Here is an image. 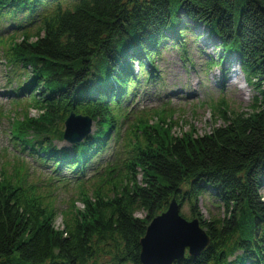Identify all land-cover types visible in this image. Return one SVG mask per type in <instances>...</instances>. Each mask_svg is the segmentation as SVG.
<instances>
[{"label":"trees","instance_id":"obj_1","mask_svg":"<svg viewBox=\"0 0 264 264\" xmlns=\"http://www.w3.org/2000/svg\"><path fill=\"white\" fill-rule=\"evenodd\" d=\"M180 15L216 40L219 56L204 69L238 62L255 92L246 112L224 97L208 100L221 125L197 137L171 134L173 111L153 112L151 124L126 107L177 95L159 67L167 42L185 52ZM0 47L2 95L25 107L10 124L12 148L53 167L47 186L22 165L0 172V264H140L139 242L171 200L187 205L189 219L180 215L209 239L198 256L173 264H264V0H0ZM71 112L95 131L67 146ZM112 141L110 159L87 174ZM69 181L79 195L57 229L43 192ZM206 194L223 218L203 219Z\"/></svg>","mask_w":264,"mask_h":264},{"label":"rangeland","instance_id":"obj_2","mask_svg":"<svg viewBox=\"0 0 264 264\" xmlns=\"http://www.w3.org/2000/svg\"><path fill=\"white\" fill-rule=\"evenodd\" d=\"M183 17L180 15L183 24L180 27V31L183 32V40L181 42L184 43L185 52L180 51L172 41L167 42L168 45L162 49V58L159 67L165 80L167 93L170 92L177 95L163 103L144 102L147 100L140 99L143 100L140 101L136 99L126 107L128 115L140 111L136 118L147 117L151 124L155 123V119H150L151 117H149L153 112L157 110L173 111L174 116L169 123L171 126V134L180 137L191 131L194 137H197L209 134L214 127L221 125L219 120L213 118L209 106L206 105L208 100L211 98L218 100L219 96L224 97L230 109L246 112L255 92L244 82V75L241 72L238 62L232 61L227 63L226 66H220L222 68L225 67V69L227 68L225 73H222L219 66L212 67L208 70L204 69L205 63L209 62L211 58L216 59L219 56L214 47L216 40L212 41L211 39H207L202 26L189 22L187 18L185 19ZM2 52V48L0 47V58ZM182 53L186 55L185 62L180 58ZM134 69H137L136 66ZM4 72V67L2 62H0V172H3L7 168V172L12 173L13 170L18 169L22 165L23 170L27 169L30 181L42 182L49 177L53 167L40 168L32 158L26 154H20L18 150L12 148L10 124L12 120L18 119V116L21 114L20 109L24 110L25 107L18 102L11 101L10 98L2 96V90L6 88ZM221 84L223 85L221 86ZM239 92H241L240 95ZM167 103L169 105H167L168 107L166 109L165 106ZM29 116L36 118L37 112L30 110ZM94 131L95 126L92 125L90 134ZM67 146L69 145L67 144ZM113 150L114 141L111 142L109 152L106 156L98 164L89 168L87 174L95 172L96 167L103 160L107 159L108 161L113 154ZM69 174L71 175V173ZM29 180L28 182L31 183ZM40 185L47 186L48 184L42 182ZM260 192L262 200L264 201V188ZM43 194L45 197L49 196L54 201L57 208L55 228L62 229V218L59 212L67 208L68 204L76 200L79 195H77L74 183L69 181L67 188L64 189L59 186L55 191L51 189L44 191ZM218 203L210 194H206L200 200L197 207L204 220L209 221L211 219L223 218L222 210L217 207ZM76 207L81 208V204L76 203ZM180 214L189 219L190 214L186 204L180 209ZM136 216L143 218L144 214L138 213Z\"/></svg>","mask_w":264,"mask_h":264},{"label":"water","instance_id":"obj_3","mask_svg":"<svg viewBox=\"0 0 264 264\" xmlns=\"http://www.w3.org/2000/svg\"><path fill=\"white\" fill-rule=\"evenodd\" d=\"M90 118L71 112L64 123L63 140L67 144L80 143L91 132ZM209 245V239L199 222L180 215V206L171 200L166 212L155 217L139 242L140 264H173L185 255L198 256Z\"/></svg>","mask_w":264,"mask_h":264},{"label":"bare ground","instance_id":"obj_4","mask_svg":"<svg viewBox=\"0 0 264 264\" xmlns=\"http://www.w3.org/2000/svg\"><path fill=\"white\" fill-rule=\"evenodd\" d=\"M241 94V92H239V95Z\"/></svg>","mask_w":264,"mask_h":264}]
</instances>
